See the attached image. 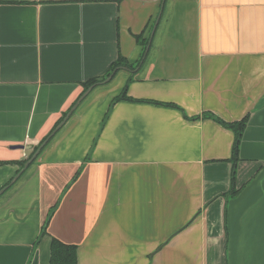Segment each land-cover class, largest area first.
<instances>
[{"label":"crops","instance_id":"crops-1","mask_svg":"<svg viewBox=\"0 0 264 264\" xmlns=\"http://www.w3.org/2000/svg\"><path fill=\"white\" fill-rule=\"evenodd\" d=\"M162 5L0 196V264H264V0H0V190Z\"/></svg>","mask_w":264,"mask_h":264},{"label":"trees","instance_id":"trees-1","mask_svg":"<svg viewBox=\"0 0 264 264\" xmlns=\"http://www.w3.org/2000/svg\"><path fill=\"white\" fill-rule=\"evenodd\" d=\"M120 1L121 0H117V2H120ZM148 40H149V38H146L144 40H141L140 37H136V41L142 46V49H143V54L141 55V58L136 63V65H132V66L131 65H128L127 62L124 59H122L121 57H119L112 64V66L109 68L106 76L103 79H91V80L87 81L86 83H84L83 85H84L85 91L88 90L92 85H95V87H96L97 85H99V82L104 81V79L106 77L110 76L114 71L117 73L123 67L126 68V69H129V70H134L137 67H139L141 69L143 67V65L145 64L146 59H147V57L144 60L142 58H143V55H144V51L146 49V46L148 44ZM114 73L112 74V77H114L113 76ZM126 89H127V85L123 89L122 93L119 96H117L116 98L113 99L111 105H113V104H115L117 102H120V101L138 102V101L131 100V99H129V98L126 97ZM144 103H151V102H146L145 101ZM152 104L157 105V106H164V107H173V108H175V106H173V105L160 104V103H152ZM107 117H108V113L106 114L105 119L103 120V123H102L101 127L104 125V122L107 119ZM213 118L217 122H219L220 124H222L225 128L231 129L235 133V140H234V144H233L232 157H231L232 169H231V177H230V187H229V190L227 191V193L224 194L225 197L227 198V200H229L231 197H233L238 192V190H236V186H235V184H236V182H235V178H236V164H237V161H238L239 144H240L241 136H242V133H243V130H244V127H245V121H241L239 123H233V124H226V123H224V122H222L220 120H217L215 117H213ZM38 147H36V148L33 149L32 154L30 155V157L38 149ZM86 161L87 160H85V162ZM26 162L27 161H24L20 165V168L21 169L23 168V166H24V164ZM79 172L74 177L73 181L77 178ZM55 209H56V207H54L50 211L49 216H48L45 224L42 227L41 234H40L39 237H42V235H44L45 230H46L47 223H48L49 219L51 218V216H52L53 212L55 211ZM49 264H77V246L70 245V244H65V243H62L61 241H59V240H57L55 238H52L51 243H50V259H49Z\"/></svg>","mask_w":264,"mask_h":264},{"label":"water","instance_id":"water-1","mask_svg":"<svg viewBox=\"0 0 264 264\" xmlns=\"http://www.w3.org/2000/svg\"><path fill=\"white\" fill-rule=\"evenodd\" d=\"M162 11H163V5L160 8L158 17L155 21V24L153 26V29L151 31L150 34V38L148 41V44L146 46L144 55H143V60L147 57L150 46H151V42L154 36V33L157 29V26L159 24V21L161 19V15H162ZM142 63V62H141ZM112 75L109 76L104 83L108 82L109 80H111ZM95 87V85H92L82 96L81 98L75 103V105L72 107V109L69 111V113L66 115V117L63 119V121L55 128V130L49 135V137L42 142V144L38 147V149L33 153V155L30 157V159L24 164L23 168L16 174V176L10 181V183L5 186L4 188H2L0 190V196L5 193L10 187H12L17 181L18 179L22 176V174L28 169V167L37 159L38 155L40 154V152L42 151V149L47 145V143L49 142V140L55 135V133L63 126V124L67 121V119L71 116V114L74 112V110L77 108V106L80 104V102L90 93V91ZM13 149H25V150H29V147H22V146H15L13 147Z\"/></svg>","mask_w":264,"mask_h":264},{"label":"rangeland","instance_id":"rangeland-1","mask_svg":"<svg viewBox=\"0 0 264 264\" xmlns=\"http://www.w3.org/2000/svg\"><path fill=\"white\" fill-rule=\"evenodd\" d=\"M32 154V153H31Z\"/></svg>","mask_w":264,"mask_h":264}]
</instances>
